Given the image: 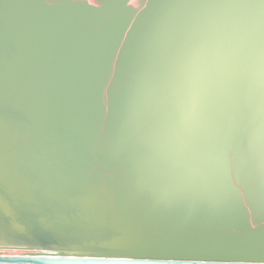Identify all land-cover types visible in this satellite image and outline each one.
Returning <instances> with one entry per match:
<instances>
[{"label":"water","instance_id":"95a60500","mask_svg":"<svg viewBox=\"0 0 264 264\" xmlns=\"http://www.w3.org/2000/svg\"><path fill=\"white\" fill-rule=\"evenodd\" d=\"M210 14L230 10L187 0H0L14 81L7 190L38 242L55 236L41 217L98 240L141 225L140 242L194 254L264 242L256 56L217 86L179 141L169 131L173 72Z\"/></svg>","mask_w":264,"mask_h":264},{"label":"snow or ice","instance_id":"6c2138e0","mask_svg":"<svg viewBox=\"0 0 264 264\" xmlns=\"http://www.w3.org/2000/svg\"><path fill=\"white\" fill-rule=\"evenodd\" d=\"M133 2L129 0V3ZM187 2L199 9L230 10V14H210L199 21L173 72L177 106L169 131L177 141L185 126L198 118L200 106L217 86L231 80L251 55L256 56L264 77V0ZM13 87L8 37L6 31L0 28V252L15 253L17 256L22 251L48 253L20 260L6 259L0 264H26V261L31 264H264V242L230 249L201 250L194 254L182 246L162 247L140 242L139 236L145 231L141 225H134L127 235L117 234L98 240L60 230L46 217H41L40 227L53 231L55 236L52 242H38L33 236L36 225L18 216L7 190V150L12 134L6 113ZM260 185L264 188V173L261 174ZM258 211L264 214V202Z\"/></svg>","mask_w":264,"mask_h":264},{"label":"bare ground","instance_id":"6f19581e","mask_svg":"<svg viewBox=\"0 0 264 264\" xmlns=\"http://www.w3.org/2000/svg\"><path fill=\"white\" fill-rule=\"evenodd\" d=\"M41 243H46V242H41ZM12 248H14V247H12ZM0 255L1 256H17L15 253H9V252H0ZM31 255H48V253H23V252H20V254H19V256H31ZM49 264H55V262H52V263L50 262Z\"/></svg>","mask_w":264,"mask_h":264},{"label":"clouds","instance_id":"9594fccd","mask_svg":"<svg viewBox=\"0 0 264 264\" xmlns=\"http://www.w3.org/2000/svg\"><path fill=\"white\" fill-rule=\"evenodd\" d=\"M249 264H255V262H249Z\"/></svg>","mask_w":264,"mask_h":264}]
</instances>
